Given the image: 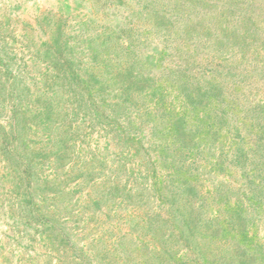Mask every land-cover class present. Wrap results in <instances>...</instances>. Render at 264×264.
I'll return each mask as SVG.
<instances>
[{"label": "rangeland", "instance_id": "rangeland-1", "mask_svg": "<svg viewBox=\"0 0 264 264\" xmlns=\"http://www.w3.org/2000/svg\"><path fill=\"white\" fill-rule=\"evenodd\" d=\"M0 264H264V0H0Z\"/></svg>", "mask_w": 264, "mask_h": 264}]
</instances>
